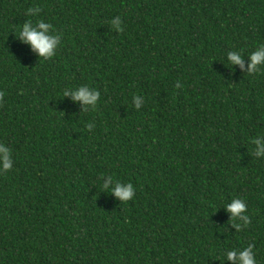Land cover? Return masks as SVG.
Returning a JSON list of instances; mask_svg holds the SVG:
<instances>
[{
	"label": "trees",
	"instance_id": "1",
	"mask_svg": "<svg viewBox=\"0 0 264 264\" xmlns=\"http://www.w3.org/2000/svg\"><path fill=\"white\" fill-rule=\"evenodd\" d=\"M33 5L61 36L47 60L16 38ZM258 44L264 0H0V142L14 159L0 264H221L248 244L264 264V158L250 144L264 67L225 58L243 49L246 70ZM79 85L99 91L94 109L63 97ZM107 176L133 199L102 190ZM234 197L250 217L239 231L223 208Z\"/></svg>",
	"mask_w": 264,
	"mask_h": 264
},
{
	"label": "clouds",
	"instance_id": "2",
	"mask_svg": "<svg viewBox=\"0 0 264 264\" xmlns=\"http://www.w3.org/2000/svg\"><path fill=\"white\" fill-rule=\"evenodd\" d=\"M41 8L33 5L27 9L26 15L36 18L35 22L32 19H27L21 23L18 27L16 38L23 44L30 47L39 58L47 60L52 58L56 54L57 48L61 45V36L57 33L52 23L39 18ZM110 26L116 32L123 31L121 27L122 21L120 16L113 17L110 21ZM244 53L243 49L230 50L225 53L226 63L232 68V66H239L244 73L251 75L257 73L262 67H264V44H258L254 51L247 54V68L244 70ZM180 85L177 84V87ZM2 95V94H0ZM63 97H70L72 102L79 103L82 106L83 111H87L89 108H95L100 93L95 88H91L87 85L69 86L62 92ZM134 107L139 109L143 103V97H133ZM90 131L93 128L91 123L86 125ZM250 144L254 145L253 155L259 159L264 158V134H258L254 138H250ZM14 167V159L12 155V149L5 143L0 142V174L7 173ZM102 190H107L118 201L128 202L133 199L135 188L132 183H122L118 180H114L112 176L101 177ZM224 210L229 214L230 219L233 221L231 226L235 231H239L243 227H247L250 223V217L247 214V205L242 198H231L228 203L223 206ZM221 264H225V261L229 264H258L254 246L248 244L241 248H229L224 251L223 257L219 259Z\"/></svg>",
	"mask_w": 264,
	"mask_h": 264
}]
</instances>
